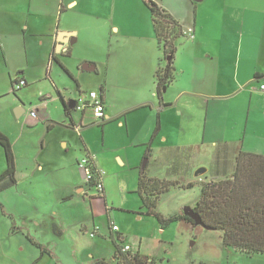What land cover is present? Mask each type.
Listing matches in <instances>:
<instances>
[{
    "label": "crops",
    "instance_id": "1",
    "mask_svg": "<svg viewBox=\"0 0 264 264\" xmlns=\"http://www.w3.org/2000/svg\"><path fill=\"white\" fill-rule=\"evenodd\" d=\"M154 2L168 9L186 34L176 43L174 79L163 89V101L157 95L156 74L164 64V52L144 0H0V131L11 140L16 161L15 184L0 191V223L5 221L1 246L31 247L35 245L30 240L35 237L33 228L44 227L54 235L60 233L57 240L75 235L70 243L76 257L82 250L76 241L90 236L84 249L89 260L80 264L96 259L108 262L107 255L113 264L116 237L111 226L116 221L112 211H127L137 220L149 216L137 191L142 168L164 162L167 174L174 166V174L184 175L188 168L178 155L197 156L204 150L214 155L224 144L264 154V0ZM90 17L95 22H86ZM95 30L102 36L93 45H102L107 57L98 61L89 55L76 56L75 47L85 43L86 34H92L91 44L97 39ZM59 31L72 32L61 47L57 46ZM85 63L95 69H85ZM62 71L77 81L75 94L71 90L75 85L63 81ZM86 71H96L92 80ZM54 75L62 77L61 84ZM20 78L28 86L50 79L57 94L40 84L41 101L32 104L23 88L14 91ZM89 89L105 101L103 120L75 106ZM58 92L68 103L75 100L71 118ZM52 105L58 106V112ZM18 106L20 116L15 113ZM157 120L160 129L153 137ZM94 124L103 127L100 142L84 134ZM39 127L43 132L29 138L27 133ZM75 138L79 140L71 143ZM60 148L66 152L71 148L69 160L61 161ZM86 153L94 156L103 171V194L83 178L78 164ZM6 161L0 145V175ZM67 166L79 168L73 175ZM207 166V172H212L211 164ZM198 167L192 169L194 175ZM92 189L95 192L88 200L82 197ZM128 193L134 204L118 207L122 206L118 197ZM51 203L63 210L57 211ZM8 215L21 230L12 229ZM104 216L111 247L102 227ZM118 234L129 238L121 227ZM44 255L41 251L33 261L41 262Z\"/></svg>",
    "mask_w": 264,
    "mask_h": 264
},
{
    "label": "rangeland",
    "instance_id": "2",
    "mask_svg": "<svg viewBox=\"0 0 264 264\" xmlns=\"http://www.w3.org/2000/svg\"><path fill=\"white\" fill-rule=\"evenodd\" d=\"M86 22L92 21L95 22V19L92 17L85 19ZM97 31L95 37L97 39L92 41L89 38V35L86 34V41L82 45H77L75 48V55H89L98 61L104 60L106 56V50H104L103 46L93 45L97 43V40L100 39L102 34H99V30ZM164 58V55H163ZM164 64H166V58L163 59ZM163 64V65H164ZM63 72V71H62ZM95 72L90 73V71H86L85 75L90 76V80L93 79L95 76ZM63 81L67 84H74V91H77V81L71 75L63 72ZM55 82L59 84L62 83V77H55L53 76ZM46 81V82H45ZM45 81L37 82V86L40 84L47 85L49 88L53 89L54 95L57 94V91L54 89L53 83L50 79H46ZM33 83L31 85H27L22 87V91H26L29 97V101L33 103L40 102L39 88ZM90 89L87 90V95ZM83 93V94H86ZM52 100L50 99L48 102L50 103ZM58 106L52 105L51 109L54 110ZM49 109V110H51ZM53 112V111H52ZM31 126V125H29ZM89 128V127H88ZM38 131L31 134L27 133L28 137L31 138L33 135L38 134V132H43L42 128L39 127ZM85 132V131H84ZM92 132V133H91ZM91 133V136H90ZM85 136L88 138H92L93 141H101L102 134H103V127L102 125L98 126V124H94L90 126V128L84 133ZM79 138H75L74 140H70L71 143H76ZM66 152V148H60L61 150V161L69 160L70 156L72 155L71 148ZM151 152V151H150ZM235 153L236 149L233 146L224 144L219 146L218 149L212 154L211 150H204L199 152V155L190 154L187 156L178 155V157L182 158L183 166H187L188 173H184V175H176L174 166L169 171L167 169L163 170V163L155 164L154 162L150 163L148 168H145V173L150 176L154 170V178H164L167 180L174 181V184L171 186L169 191L165 192L161 195L158 201V210L160 213L163 214L164 218H169L173 215L180 214L184 212V208L187 206L195 207L199 198L201 197V179L204 181L219 179V177L229 176L232 174L233 169L236 166L235 163ZM150 154V153H149ZM160 158L163 157V153L159 154ZM213 159V161H212ZM210 161L212 163H210ZM204 164V165H202ZM211 164L210 170L212 172H206L200 174L199 176L194 175V169L198 167V165L206 166ZM79 167L77 166H67V171H70L73 175H75L76 169ZM193 169V170H192ZM106 175L107 171L104 169ZM141 173V171H140ZM216 174V176H215ZM206 178H205V176ZM83 178L85 175L83 174ZM197 178V179H196ZM195 182L190 187H185L184 184L188 182ZM87 190V188H86ZM88 191V190H87ZM95 192L92 189L90 192H86L85 194H81L82 197H85L87 200L90 198L91 193ZM133 195L130 193L124 194L123 196L118 197L117 203L122 206L118 207H131L129 205L134 204ZM53 203H51L52 205ZM56 207V210L62 211L58 204H53ZM116 206V205H115ZM83 208L87 207L85 203L82 205ZM88 214V213H87ZM114 214V219L117 227H121L122 231L125 230V236L128 237L126 242L131 245L132 250L134 253L140 252L141 255L149 257V260L154 259L155 264H264V254L260 255H247L244 253L239 252L235 248L226 247L223 241V232L220 229H213L207 226L202 225L201 223H194L187 220H175L170 221L165 225L163 228V224L154 216H148L144 220H137L132 213L123 210H114L112 211ZM9 219L13 220V225L16 223V219L13 216H9ZM59 220V219H58ZM102 227L103 230L106 231V237L108 239L107 243L109 247L111 244L109 242L111 235L108 231V223L105 216L102 219ZM5 221L0 223V229L3 230L2 224ZM17 230H21L19 226L15 225ZM26 226V225H25ZM163 230H162V229ZM33 234L35 235L34 238H37L38 241L45 248V255L41 262L38 263L33 261V256L40 255L41 251L37 245H32L26 249L18 248L14 245L10 244L6 246L0 245V264H80V261H88L87 254L85 253L86 245L92 239L89 235L86 237H81L79 240L76 241V245L80 246L82 250H79L77 257L74 256L73 247L71 246L70 240L71 238H75V235H67L65 238H57L62 237L60 233L58 235L52 234L51 231H47L42 228H33ZM120 233V232H119ZM118 232L114 231V236L116 240ZM119 235V234H118ZM110 237V238H109ZM2 238V234L0 232V239ZM97 239H102L100 236ZM1 241V240H0ZM66 243V245L64 243ZM108 249H106L107 252ZM87 252V251H86ZM108 256V262L110 261V255ZM114 259H116L114 257ZM93 263V262H91ZM113 264H118L116 261Z\"/></svg>",
    "mask_w": 264,
    "mask_h": 264
},
{
    "label": "trees",
    "instance_id": "3",
    "mask_svg": "<svg viewBox=\"0 0 264 264\" xmlns=\"http://www.w3.org/2000/svg\"><path fill=\"white\" fill-rule=\"evenodd\" d=\"M144 1L152 11L153 28L159 41L158 44L164 52V58H166V64L160 65L156 74L157 95L160 101H163L162 91L174 79L173 59H175L177 50L176 43L181 36H185L184 26L169 13L168 9L154 2V0ZM101 91H103V87H101ZM58 93L67 114L71 118L75 108L70 107L65 97L60 92ZM159 129L160 123L157 120L153 137L158 134ZM0 145L5 150L7 158L6 170L0 175V191H2L16 182V161L11 140L1 131ZM150 150V147L146 150L147 155ZM235 156L236 166L231 175L200 181L201 197L193 208L198 212L204 226L220 229L223 232V241L226 247L235 248L247 255L264 254V154L247 152L238 146ZM194 183L193 181L188 182L184 186L190 187ZM173 184L174 181L172 180L149 177L145 173V168L141 169L137 191L147 208L146 214L156 217L163 224V228L168 222L181 219L194 223L193 218L185 215L184 212L164 218L157 209L159 198L169 191ZM2 207L0 203L1 210H3ZM12 229L15 231L17 227L13 225ZM30 240L45 253L44 245L33 237ZM122 243H126V241L119 236L115 241V260L118 264H155L154 259L149 262V257L141 255L140 252L133 255L122 253ZM91 264L110 263L96 259Z\"/></svg>",
    "mask_w": 264,
    "mask_h": 264
},
{
    "label": "built area",
    "instance_id": "4",
    "mask_svg": "<svg viewBox=\"0 0 264 264\" xmlns=\"http://www.w3.org/2000/svg\"><path fill=\"white\" fill-rule=\"evenodd\" d=\"M25 85H27L26 80L20 78L13 85L14 91L20 90ZM261 89L264 90V84L261 85ZM75 106L78 110L81 111L89 109L93 113L95 120H103L106 117L105 101L97 91H89L88 95H80V97L76 100ZM31 115L32 117H36L37 113L35 111H32ZM78 165L83 169L85 173V181L87 185L94 188L98 193L103 194V171L96 166L94 156L92 154L86 153L83 157L80 158ZM117 226L118 225L113 224V226H111V229L118 232L119 228ZM93 235L94 233H92V236ZM121 252L129 255L130 253L131 255L134 254L131 245L127 242L121 244ZM148 261L150 262L151 260L148 259Z\"/></svg>",
    "mask_w": 264,
    "mask_h": 264
},
{
    "label": "water",
    "instance_id": "5",
    "mask_svg": "<svg viewBox=\"0 0 264 264\" xmlns=\"http://www.w3.org/2000/svg\"><path fill=\"white\" fill-rule=\"evenodd\" d=\"M71 34H72L71 31H59V37H58L59 40H58V45L57 46L61 47V45L64 44V40L66 39V37H68ZM83 67L85 69H89V70H94L95 69V66L93 64H91V63H85L83 65ZM74 102H75V100L71 99L70 102H69V106L70 107H74ZM20 108H21L20 106L16 107V109H15L16 116H20V111H19ZM21 110H23V109H21ZM206 171H207V167L206 166L198 167L196 169V171H195V176H199L200 174H203ZM184 214L192 217L193 220L195 221V223H201L202 224L201 218H200L198 212H196L193 207L187 206L186 208H184Z\"/></svg>",
    "mask_w": 264,
    "mask_h": 264
}]
</instances>
